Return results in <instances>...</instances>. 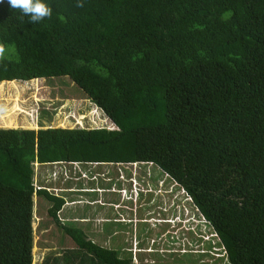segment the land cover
<instances>
[{
    "label": "trees",
    "instance_id": "obj_1",
    "mask_svg": "<svg viewBox=\"0 0 264 264\" xmlns=\"http://www.w3.org/2000/svg\"><path fill=\"white\" fill-rule=\"evenodd\" d=\"M43 2L32 23L0 0V85L66 77L116 129H0V264H32L34 196L58 222L64 200L33 184L56 163L155 166L228 264H264V0ZM64 232L75 264H133Z\"/></svg>",
    "mask_w": 264,
    "mask_h": 264
},
{
    "label": "rangeland",
    "instance_id": "obj_2",
    "mask_svg": "<svg viewBox=\"0 0 264 264\" xmlns=\"http://www.w3.org/2000/svg\"><path fill=\"white\" fill-rule=\"evenodd\" d=\"M40 128L116 129L66 77L13 81L0 85V129ZM69 169L72 172L69 165L63 164L35 167L34 186L51 189V193L58 195L63 194L59 192L63 189L69 191L73 187L90 186V193L66 194L70 201L72 194L80 195L81 200L85 197L97 201L91 206L85 205L92 208L90 212L93 213V227L94 222L100 223V216L107 220L115 218L117 215L113 213L117 208L120 219H124L121 224H124L125 233V249L118 252L119 256L125 258L135 255L137 241L143 244L141 242L145 239L144 249L136 254V264H228L224 252L217 245L218 240L190 199L157 167L150 164L103 168L89 166L87 170L94 174L88 180L72 173L70 176L67 172ZM84 182L86 184L83 185ZM75 195L73 198L80 200ZM35 200L34 196L33 202L36 203ZM110 204H113V212ZM76 224L82 226L79 222ZM121 227L122 225H118L119 229ZM134 237L138 240L131 239ZM107 240L113 242L111 238ZM119 243L120 240L116 244ZM208 243L211 246L208 252L210 257L202 258V263L200 255L207 249ZM151 244L153 250L150 249ZM103 245L106 246L105 242ZM108 246L119 249V245ZM126 248L131 249L126 251ZM173 250L177 253L170 258L168 252ZM152 251L151 257L147 252Z\"/></svg>",
    "mask_w": 264,
    "mask_h": 264
},
{
    "label": "crops",
    "instance_id": "obj_3",
    "mask_svg": "<svg viewBox=\"0 0 264 264\" xmlns=\"http://www.w3.org/2000/svg\"><path fill=\"white\" fill-rule=\"evenodd\" d=\"M111 122V121H110ZM112 123V122H111ZM57 164H63V165H69L72 169V172L70 169L67 171L70 176L71 173L75 176L78 175L77 177L82 176L85 179H89V177H92L94 173H91L87 170V167L89 166H98L100 168H103V166H122V165H113V164H99V165H85V164H79V163H71V164H66V163H56L53 165H38L36 164L35 167H46V166H54ZM75 166V167H72ZM34 175H35V169H34ZM66 175V174H65ZM35 179L37 180V174L35 176ZM80 179V178H79ZM77 181V180H76ZM81 181V180H80ZM34 184V182H33ZM86 184V182L83 183V185ZM88 184V182H87ZM35 185V184H34ZM89 186V184H88ZM41 188V187H40ZM85 188V189H83ZM90 186L89 187H80L77 188L73 187L70 188L69 191H59L60 193H63L62 195L54 194L55 196H58L64 200V205L62 208L56 213L57 215V220L58 222H53L51 220H47L48 217H42L37 214V205L34 202L33 206V248H32V264H75V261H71L69 258V253L71 248V240L70 237L64 232V228L67 226L71 227H76L82 229V231L86 234L87 239L93 241L94 243H99L100 246L105 247V248H112L109 247V244L113 245H119L118 252L121 250H124V236L125 233L124 231V224H121V221L123 220L120 219V215L118 212H116L117 208H115V212L113 213L114 215L116 214L117 216L111 220L105 219V217H99V222H94V227L92 226V218H93V213L90 212L92 211L91 207L85 206H91L92 203L97 202V201H91L90 199H86L85 197H82L83 199L81 200L80 195H75L72 194L70 195L72 197V200L70 201L68 199V194L66 193H90ZM48 189V188H47ZM51 189H48L50 191ZM77 191V192H76ZM51 192V191H50ZM118 194V193H117ZM78 197L79 199H74L73 197ZM88 197L90 198L91 196ZM36 201V200H35ZM84 205L83 207L81 205ZM46 208H48V205H45ZM110 208H112L113 204H110ZM115 207V205H114ZM91 208V209H90ZM112 208V212H113ZM77 222L81 223L82 226H77ZM118 225H122V227L119 229ZM126 226V225H125ZM122 232V233H121ZM56 233V234H55ZM51 234V235H50ZM120 234V235H119ZM56 236V239L53 237ZM89 235L91 237H89ZM119 235V236H118ZM122 237V238H119ZM111 238L113 242L108 241L107 239ZM126 239H129L125 237ZM95 239H97L95 241ZM98 239L100 241H98ZM131 239L138 240V238L134 237ZM120 240L119 244H116L117 241ZM54 241V242H53ZM103 242H105V245H103ZM144 243L145 246V239L141 242ZM139 245L137 241V246ZM143 245V244H142ZM127 246V245H126ZM144 246H142L141 249H144ZM153 250V245H150ZM123 248V249H122ZM128 249V248H126ZM131 248H129L126 251H129ZM137 251H135V255L133 254L131 256V260L133 264H136L137 257L136 254L140 253L141 249L139 247L136 248ZM150 255L153 254L152 252H147ZM35 254V255H34ZM182 255V254H181ZM136 258H135V257ZM138 256V255H137ZM119 258L124 259V257H121L118 255ZM162 257H165L164 255ZM170 257V255H169ZM171 258V257H170Z\"/></svg>",
    "mask_w": 264,
    "mask_h": 264
},
{
    "label": "clouds",
    "instance_id": "obj_4",
    "mask_svg": "<svg viewBox=\"0 0 264 264\" xmlns=\"http://www.w3.org/2000/svg\"><path fill=\"white\" fill-rule=\"evenodd\" d=\"M8 4L12 9L19 10L22 13V17H30L32 23H38L45 18H50L51 16V8L47 6L43 0H8ZM76 7H84L82 0H77ZM4 52V46L0 45V58H3Z\"/></svg>",
    "mask_w": 264,
    "mask_h": 264
},
{
    "label": "flooded vegetation",
    "instance_id": "obj_5",
    "mask_svg": "<svg viewBox=\"0 0 264 264\" xmlns=\"http://www.w3.org/2000/svg\"><path fill=\"white\" fill-rule=\"evenodd\" d=\"M168 253H169V255L173 254L175 256L177 252L173 250V252H168Z\"/></svg>",
    "mask_w": 264,
    "mask_h": 264
}]
</instances>
